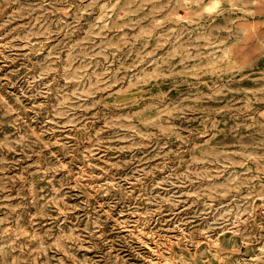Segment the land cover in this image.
<instances>
[{
	"label": "rangeland",
	"instance_id": "obj_1",
	"mask_svg": "<svg viewBox=\"0 0 264 264\" xmlns=\"http://www.w3.org/2000/svg\"><path fill=\"white\" fill-rule=\"evenodd\" d=\"M0 264H264V0H0Z\"/></svg>",
	"mask_w": 264,
	"mask_h": 264
}]
</instances>
